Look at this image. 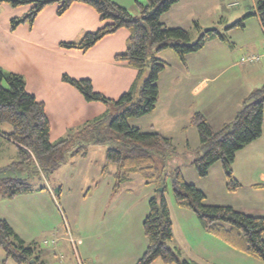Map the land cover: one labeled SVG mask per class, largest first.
<instances>
[{
	"label": "trees",
	"instance_id": "obj_1",
	"mask_svg": "<svg viewBox=\"0 0 264 264\" xmlns=\"http://www.w3.org/2000/svg\"><path fill=\"white\" fill-rule=\"evenodd\" d=\"M178 1L146 0V4L137 1L139 18L112 0H0V3H8L12 7L30 4L24 16L10 20V29L24 22L32 24L39 12L49 4L57 5V15H62L73 3L92 7L102 25L93 32L85 33L78 41L61 42L59 46L85 51L104 36L124 28L128 32L125 48L115 55V60L125 62L137 71L129 89L117 99H109L95 91L87 78L62 75L61 80L77 89L87 102H100L106 107L113 105L117 112L112 114L106 109L100 116L72 128L65 136L52 142L49 139L50 125L44 103L27 92L20 74L0 67V135L16 145L19 157V161L8 168L33 162L43 174L49 173L63 165L68 157H86L88 145L109 144L110 147L105 151L107 164L103 166L101 174L107 172L108 164H114L115 188L128 181L134 173L144 178L146 184L153 183L163 188L166 185L165 178L171 177L174 180L175 203L193 212L204 232L264 264V215L254 216L230 206L209 205L203 191L187 183L182 174V167L192 166L197 175L204 178L209 169L219 163L226 189L233 192L241 187L233 175L232 164L238 151L261 136L264 84L253 90L243 100L233 119L218 129H214L201 112L193 113L183 131L194 127L199 144L195 148L188 147L182 154L177 152L170 138L157 131H142L128 122L130 118L151 113L156 107L157 82L166 66L163 60L156 57L157 53L171 48L184 62L185 55L204 47L207 36L229 43L226 33H219L216 29L213 33L201 34L192 40L190 31L165 26L160 21L161 16ZM254 15L258 16L264 29V0H257L255 12L246 14L225 30L243 28L244 20ZM146 66L149 67V74L140 83ZM4 124L9 126L8 131L2 128ZM154 154L160 157V166H156ZM263 186L253 185L256 188ZM33 191L34 188L26 179H0V192L5 198ZM148 203V213L142 223L147 246L134 264H152L156 260L162 264H197L181 259L178 249L168 245L173 238V228L163 192L157 193ZM0 247L5 253V259L0 260V264L5 263L6 259L16 264H29L30 260L32 264H43L34 243L22 240L2 218Z\"/></svg>",
	"mask_w": 264,
	"mask_h": 264
},
{
	"label": "rangeland",
	"instance_id": "obj_2",
	"mask_svg": "<svg viewBox=\"0 0 264 264\" xmlns=\"http://www.w3.org/2000/svg\"><path fill=\"white\" fill-rule=\"evenodd\" d=\"M112 1L139 18L141 16L136 2L146 4V0ZM239 4L241 8L238 7ZM249 5V0L246 3L240 0H179L163 14L160 21L165 26L190 31L192 40H196L201 34L213 33H205L204 29L216 28L219 33H226L229 43L218 38L208 39L201 50L185 55L184 62L171 48L157 53L156 57L160 54L166 66L157 82L159 98L156 108L142 117L130 118L129 124L142 131H157L172 138L177 152L182 154L188 149L187 143L190 148H195L198 144L194 127L182 130L189 124L188 117L199 112L194 109L195 106L209 115L213 126L224 119L230 121L234 117L232 115L240 110L242 101L263 85V82H258L260 72L257 66H264V59L261 64L251 65L253 62L248 61L254 55L251 53H264V33L259 31L257 19L252 16L245 19V29L231 27L225 30L227 26L241 20L244 14L252 13V5ZM1 6L0 13L3 11ZM24 7L28 8L30 4L18 7L9 5V8L16 9ZM243 8L247 10L239 14ZM242 58L248 60L242 61ZM148 74L149 67L146 66L140 83ZM193 80L195 83L204 80L203 89L198 95L191 94ZM107 109L112 114L117 112L113 105H109ZM2 128L9 130L6 124ZM108 147L109 144L88 145L85 158L68 157L59 168L44 174L33 162L8 168L19 161L17 150L11 144L0 148V179L16 178L19 175L39 190L30 197L17 195L13 198L1 197L0 192V215L6 216L8 224L26 243L35 242L37 251L49 252V257L48 254L45 255L47 264H77L70 243H58L62 234L66 239L69 237L68 231L71 238L82 240L83 244L77 247V251L87 261L84 264H134L137 260H130L129 257L139 253L141 256L147 246L142 223L148 213V202L162 192L170 212L172 209L173 238L168 243L171 248L176 246L182 254L186 253L176 244L181 238V231H184L193 240L206 244L204 255L209 257V261L214 255L213 264H262L259 260L234 250L220 238L204 232L194 213L175 203L171 177L165 178V190L153 183L146 184V180L138 173L131 174L128 181L115 188L116 166L108 164L107 172L101 174L103 166L107 164L105 151ZM154 158L156 166H160V157L154 154ZM219 166L216 163L215 169L220 168ZM215 169L210 177L200 178L192 166H184L182 174L187 183L204 188L202 190L206 194L207 204H231L235 210L239 209L246 214H261L258 210L264 203L263 190L259 195L258 190L253 194L247 188L228 191L222 185L223 177L218 186ZM160 188L162 192L158 191ZM55 255L65 258L60 260ZM3 259L5 253L0 247V260ZM3 264L16 263L6 259ZM152 264L162 263L156 260Z\"/></svg>",
	"mask_w": 264,
	"mask_h": 264
},
{
	"label": "crops",
	"instance_id": "obj_3",
	"mask_svg": "<svg viewBox=\"0 0 264 264\" xmlns=\"http://www.w3.org/2000/svg\"><path fill=\"white\" fill-rule=\"evenodd\" d=\"M240 2L246 3L247 0H240ZM249 2V6L252 5L251 11L255 12L256 0H249ZM0 5L3 7V11L0 13V67L5 71L20 74L25 81V89L27 92L33 94L37 100L44 103L45 113L50 125V141L58 140L65 136L72 128L78 127L85 121L100 116L107 109L103 103L87 102L77 89L61 80L62 75L66 74L77 79H89L93 89L109 99L119 98L131 86L137 73L136 69L130 67L125 62L115 60V55L125 48V40L128 35L126 29L121 28L112 34L104 36L85 51L79 49H64L59 46L61 42L77 41L85 33L93 32L102 25L99 15L92 7L83 3H73L62 15H57V5L49 4L39 12L32 24L24 22L19 24L15 29H10V20L24 16L30 7L16 9L9 8L8 3H0ZM238 7L241 8V4ZM245 10L247 9H241L239 14L245 12ZM252 17L253 19H257L259 31L264 33L258 16L254 15ZM243 29H245V22ZM208 39L212 38L207 36L206 41ZM251 54L257 53L253 52ZM157 57L163 60L160 54ZM262 59L264 57L250 64H261ZM257 69L260 72L258 82L261 81L264 84V66H257ZM195 80H193L194 86L191 88L192 95L201 93L205 79L198 83H195ZM194 109H198L197 111L201 112L207 118L213 128L218 129L223 124L229 122L228 119H224L217 126H213L210 122L209 115L205 111L198 106H195ZM190 114L191 111L188 113V116ZM233 116L235 115L233 114ZM188 118L190 119V117ZM189 119H187V122ZM161 134L164 135L163 133ZM197 143L199 144V141ZM9 144L16 148V145L12 141L0 135V148L3 145ZM186 146L189 147V143ZM215 167L216 164L209 169L206 177L211 176ZM219 167L217 170H214V174L218 178V186H220V180L223 177L222 185L224 186L225 178L223 170L221 166ZM232 171L235 179L241 184V188L238 189L239 191L247 188L249 190L251 189L253 194H256L258 190V195L261 194L262 190L264 191V186L262 188L253 187V185L257 184L264 185V108L261 136L236 153L232 164ZM16 177H19V175ZM196 187L204 190L201 186V188ZM36 191L39 190L34 188L32 193ZM32 193L20 194V196L30 197L33 195ZM235 194L237 195L238 192ZM208 204L212 205L214 203ZM225 205L234 208L231 204ZM262 205L261 209L258 210L261 214L257 216L264 215V203ZM171 213L172 209L170 219ZM5 217L0 215V218L7 221ZM68 233L70 234L69 231ZM70 237L71 234L66 239L62 234L59 237L60 241L58 243L66 244L69 242L77 264L86 263L85 258L83 257L82 259L77 251V247L83 244L82 240L78 238L69 240ZM176 244L177 246H181V249H184L186 252L182 254L180 249L176 246L173 247L178 249L181 258L197 264H213L214 255H212L211 261H209L208 256L204 255L206 251L204 246L206 244L203 242L200 244L199 241L193 240L184 231H181V238ZM56 251L52 250V252ZM47 254L49 257L48 251H37V255L43 264H47L45 261V255ZM91 255L93 257L95 256L94 253H91ZM55 256L57 257V255ZM139 257L140 253L130 256L129 259L136 261ZM57 258L61 260L65 257L59 255Z\"/></svg>",
	"mask_w": 264,
	"mask_h": 264
},
{
	"label": "built area",
	"instance_id": "obj_4",
	"mask_svg": "<svg viewBox=\"0 0 264 264\" xmlns=\"http://www.w3.org/2000/svg\"><path fill=\"white\" fill-rule=\"evenodd\" d=\"M262 57H264V53L262 55L254 54V55H251L249 60L248 59L247 60L250 62H254V61H257L258 59H260ZM247 60H245V58H242V61H247ZM69 240H72V238L70 237Z\"/></svg>",
	"mask_w": 264,
	"mask_h": 264
},
{
	"label": "water",
	"instance_id": "obj_5",
	"mask_svg": "<svg viewBox=\"0 0 264 264\" xmlns=\"http://www.w3.org/2000/svg\"><path fill=\"white\" fill-rule=\"evenodd\" d=\"M203 31H204L205 33H207V32H213V31H214V28H206V29H204ZM172 183H173V185H174V180H172ZM158 191H159V192H162L163 190H162V188H160V189H158ZM29 264H32V260L29 261Z\"/></svg>",
	"mask_w": 264,
	"mask_h": 264
}]
</instances>
